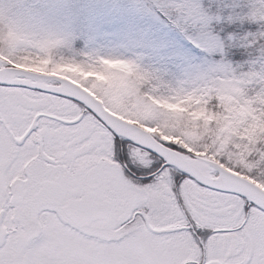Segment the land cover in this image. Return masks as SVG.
Returning <instances> with one entry per match:
<instances>
[{"label":"snow or ice","instance_id":"snow-or-ice-1","mask_svg":"<svg viewBox=\"0 0 264 264\" xmlns=\"http://www.w3.org/2000/svg\"><path fill=\"white\" fill-rule=\"evenodd\" d=\"M141 11L210 59L170 81L139 58H61L112 72L130 85L118 92L0 62V264H264V0H157ZM30 17L0 8V25L51 59L67 39L25 32ZM232 49L247 59L233 63ZM225 96L248 110L234 131L193 119L227 115Z\"/></svg>","mask_w":264,"mask_h":264},{"label":"rangeland","instance_id":"rangeland-1","mask_svg":"<svg viewBox=\"0 0 264 264\" xmlns=\"http://www.w3.org/2000/svg\"><path fill=\"white\" fill-rule=\"evenodd\" d=\"M149 0H0V8L11 15L23 11L31 14L27 25L22 26L29 34H60L72 42L91 43L93 50L100 52L103 44L111 49L125 51L136 48L142 53L149 52L154 57L179 60L183 74L195 67L205 64L208 60L200 49L194 47L181 32L163 21L155 12L150 15L141 11L149 6ZM0 35V45L5 41ZM80 38V39H79ZM78 44V43H77ZM13 47V46H12ZM39 49H42L38 46ZM106 48V47H105ZM77 49V48H76ZM3 48L0 46V54ZM74 52L78 50H73ZM132 52V51H131ZM79 53V52H78ZM77 53V54H78ZM111 53V52H109ZM81 56L82 54H78ZM111 66V65H110ZM114 67V66H113ZM57 69V67H54ZM108 69H114L109 68ZM74 70L62 71L61 74L71 76ZM117 71V70H116ZM109 75V89L118 92L127 89L125 81L104 70ZM84 73H74L78 83ZM65 76V75H64ZM98 81H94L95 88ZM115 98V96H114Z\"/></svg>","mask_w":264,"mask_h":264},{"label":"trees","instance_id":"trees-1","mask_svg":"<svg viewBox=\"0 0 264 264\" xmlns=\"http://www.w3.org/2000/svg\"><path fill=\"white\" fill-rule=\"evenodd\" d=\"M156 2L157 0L148 1L150 6ZM205 2L210 3L213 6H216L217 4L223 5L225 3H229L231 2V0H205ZM230 27H232L234 30H237V31L243 30L242 28L235 26V25L230 26ZM243 27L247 28L246 25ZM219 29H220V26H217V30ZM1 33L4 34L5 37L11 36V34L8 32V29L6 28L5 25H0V35ZM93 45L94 44H91V43L83 44L80 41L79 42L77 41L75 43L72 42L69 45H67L66 49L63 44L56 47L52 51V58L50 59V63H49L50 67H53V68L57 67V69L69 71V72H71L70 71L71 69L77 70L79 72L89 75L87 77L82 76V79L89 77V78H92L93 81L101 82L102 84H106L109 87L110 77L104 72V70H86L82 68L79 64L63 62L61 59L62 57H75L77 60H79V59H82L83 54L85 53H97L103 56H121L125 58H130V59L139 58L146 68L150 70L158 71L160 74H162V76H164L170 81L174 79H179L184 76L183 74L184 70L182 68V63H180L179 60L160 58L159 56L154 57L149 52L142 53L140 50H137L136 48H131V47L129 48L130 50L126 49L125 51L121 52L116 49L114 50L111 49L110 45L108 46L106 44H103L104 48L102 47V50L100 52H97L93 50ZM73 50H78L79 53L77 51L74 52ZM77 53L82 54V55L79 56ZM204 57L207 60L210 59L207 56H204ZM228 59L231 60L233 63H240V62H243L245 59H247V54L244 52L243 49H232L229 52ZM105 64H107L109 68L111 67L114 68L115 70H117V72L129 71L128 67L123 64H114V63H109L107 61L105 62ZM72 73L73 74H71V76H69L68 74H65V75L72 80H75V79L78 80L77 77H72V76H75L74 73L76 72L73 71ZM128 88H130V85H128L127 89ZM222 99L225 102V106H226L225 111L227 115L216 116L211 113L205 112L204 110H199L191 114L193 119L202 118L205 121L216 119L221 124L222 130L228 131V132L234 131L238 123V118L246 115L248 110L244 105L237 106L235 104H232V98L229 96H225ZM149 100L151 101L152 105H155L161 109L167 110L172 113H184L185 111H187V109L185 107H182L180 104L168 103L166 101H162V100H159L153 97H149ZM196 103H199V101H196ZM132 122L138 123V121H132ZM140 126L144 127L143 125H140ZM146 130L150 132H160L161 134H163L160 128H152V129H146ZM185 134L186 135L194 134V128L190 126H185ZM166 138L174 139V140H177L183 143V140H181L179 136H175V137L168 136Z\"/></svg>","mask_w":264,"mask_h":264},{"label":"flooded vegetation","instance_id":"flooded-vegetation-1","mask_svg":"<svg viewBox=\"0 0 264 264\" xmlns=\"http://www.w3.org/2000/svg\"><path fill=\"white\" fill-rule=\"evenodd\" d=\"M5 26L11 36L6 37L5 41H2L1 47L3 51L0 54V62L12 64L14 68H20L39 74H52L60 77H67L65 74V76L61 74L63 70L50 67V59L44 58L48 55L45 50L39 49L36 44L20 41L15 36L14 29L8 28L6 24ZM74 71L79 72L77 70ZM83 76L87 77L89 75L83 74ZM74 82L78 83L76 81Z\"/></svg>","mask_w":264,"mask_h":264},{"label":"water","instance_id":"water-1","mask_svg":"<svg viewBox=\"0 0 264 264\" xmlns=\"http://www.w3.org/2000/svg\"><path fill=\"white\" fill-rule=\"evenodd\" d=\"M22 72H25V73H35V72H31V71H28V70H24V69H20V68H16ZM35 74H39V73H35ZM39 75H42V76H48V77H58V78H61V79H66V78H62V77H59V76H56V75H51V74H39Z\"/></svg>","mask_w":264,"mask_h":264}]
</instances>
